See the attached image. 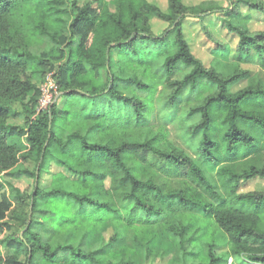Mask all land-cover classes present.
Here are the masks:
<instances>
[{
    "label": "trees",
    "instance_id": "obj_1",
    "mask_svg": "<svg viewBox=\"0 0 264 264\" xmlns=\"http://www.w3.org/2000/svg\"><path fill=\"white\" fill-rule=\"evenodd\" d=\"M165 2L163 10L149 0H114L111 12L105 0H0V175L34 182L32 215L6 245L24 250L22 264H138L126 247L102 248L106 223L132 232L141 249L160 229L178 250L165 264H264V190L242 192L264 181V85L231 92L245 73L205 67L182 27L188 17L203 23L219 14L236 42H214V55L238 69L255 54L264 69V32L251 31L264 1ZM155 23L166 26L159 35ZM31 39L47 46L40 57L48 63L28 51ZM49 72L59 97L36 115L35 81ZM13 103L36 117L10 125ZM167 125L183 132L180 146ZM29 159L33 171L18 169ZM149 160L165 177L176 171V188L156 183ZM51 164L80 183L61 186V173L40 189ZM6 191L17 190L0 181V218L10 207ZM218 233L226 239L220 252Z\"/></svg>",
    "mask_w": 264,
    "mask_h": 264
},
{
    "label": "rangeland",
    "instance_id": "obj_2",
    "mask_svg": "<svg viewBox=\"0 0 264 264\" xmlns=\"http://www.w3.org/2000/svg\"><path fill=\"white\" fill-rule=\"evenodd\" d=\"M72 1V0H70ZM108 4V8L111 12L115 11L113 1L114 0H105ZM155 4H158L163 10L166 8L165 0H149ZM212 1L217 3L222 8L227 7L226 0H184L187 5H197L202 2ZM234 1V0H233ZM264 1V0H263ZM244 12V11H243ZM219 14L210 16L206 18L203 23H199L198 20L188 17L183 21V34L187 43L190 46V51L192 55L198 59L205 67L218 66L219 69L223 70L224 73L239 74L245 73V76L241 81H238L235 86L232 87L231 92L243 89L248 84L261 83L264 85V69L261 67L260 56L253 54L248 61L238 66V69H235L234 66L227 65L225 62L220 61L219 57L214 55V50L216 48L214 42L227 43L230 47L234 48L236 40L231 38L224 30L220 28L218 21ZM203 25L206 30L202 29ZM166 28L164 24L155 23L154 33L159 35L162 30ZM210 32L212 37H209L206 33ZM251 31L255 32H264V17L261 15H256L253 18L251 24ZM30 51L31 54L38 56V59H45V62L48 63L46 58L40 57L41 54L46 53L47 46L36 41L35 39L30 40ZM264 58V57H263ZM231 63V62H229ZM138 72V71H136ZM50 78L55 84L54 73H46L43 78L36 82L35 84L40 89V87L45 83L46 79ZM34 82V81H33ZM56 85V84H55ZM57 88V87H56ZM162 90L161 85L155 86V96H157ZM59 97V95H58ZM57 97V99H58ZM11 112L13 113V118L8 119V123L16 128H23L27 125L31 119L33 120L35 116L28 117V114L22 109L19 103H13L10 105ZM11 113V114H12ZM164 116V113L161 112V117ZM169 133V138L171 142L176 146L181 145L180 138H182L183 132L179 129L167 125L165 128ZM145 133L143 134V136ZM149 137V136H148ZM144 138V137H143ZM13 143L16 145L25 144L24 139L14 138ZM189 153L190 150L185 149ZM190 154V153H189ZM34 161L29 159L27 162L20 161L18 169L27 170L29 172L34 169ZM149 165L151 166L152 173L154 172L153 178L156 183L169 188H176V183L180 177H174L177 175L176 171L173 170L169 177H165L163 171H160L157 163L149 160ZM94 174H101L103 171L98 168L89 169ZM65 174V181L61 182V186L65 188H70L73 182L80 183V177L78 175H73L66 171L62 167H57L55 165L50 166V170L47 174H43L41 177V183L39 185L40 189H45L51 181L52 175L56 174ZM167 178V181L165 180ZM0 181L3 186L10 184L17 191L15 193H9L6 191V196L10 202V207L4 212L3 218H0V264H5V262L10 258H16L17 262L22 264L26 260V254L24 250L23 253L16 255L13 250H8L6 247L7 241L13 239L14 237L21 234L24 225L26 224L27 219L32 215L30 207V195L33 192L34 182L30 178L21 177V178H10L6 175H0ZM98 185V184H97ZM242 192H251L254 190H264V181H255L247 184L242 188ZM4 192V190H3ZM19 198H22L19 200ZM100 199L101 197H96ZM66 204V203H64ZM37 214L34 217H36ZM99 241H101V246L104 250H112L114 252L120 251L123 247L128 248L131 251V258L138 264H165L169 260H175L178 255V250L174 247L168 237L160 230H157V235L155 238H151L148 241L149 236H145L143 241L144 246L141 248H133V233L124 232L121 229H114L110 223H106L104 227L99 229ZM216 244L220 248L217 252L225 249L226 239L221 234L218 233L216 237ZM228 264H247L246 260L243 258H232L229 259Z\"/></svg>",
    "mask_w": 264,
    "mask_h": 264
},
{
    "label": "built area",
    "instance_id": "obj_3",
    "mask_svg": "<svg viewBox=\"0 0 264 264\" xmlns=\"http://www.w3.org/2000/svg\"><path fill=\"white\" fill-rule=\"evenodd\" d=\"M58 92L56 85L50 78L39 89V97L36 105V115L48 112L49 108L57 101Z\"/></svg>",
    "mask_w": 264,
    "mask_h": 264
}]
</instances>
